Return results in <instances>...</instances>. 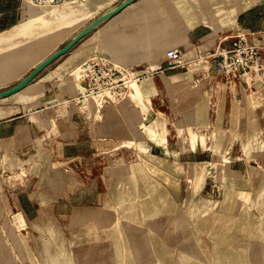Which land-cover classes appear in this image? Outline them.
Instances as JSON below:
<instances>
[{"label": "rangeland", "instance_id": "374dc122", "mask_svg": "<svg viewBox=\"0 0 264 264\" xmlns=\"http://www.w3.org/2000/svg\"><path fill=\"white\" fill-rule=\"evenodd\" d=\"M117 1L82 18L46 20L42 14L84 2L44 7L19 0L20 22L0 31V91L19 82ZM4 4L0 0V10ZM5 22L0 20V28ZM81 64L68 74L77 89L73 76ZM168 82L179 111L169 118L153 114L131 141L118 144L123 146L112 157L110 184L101 191L99 208L90 209L94 222L84 223L83 213L70 222L68 209L37 211L23 199L26 225L16 228L17 212L1 188L21 184L24 170L10 163L0 168V264H264V144L245 142L248 133L236 126L246 108L234 101L222 121L224 113H208V95L200 84L191 93L185 80ZM137 85L125 99L146 110L149 92ZM189 105L195 110L189 112ZM215 117L218 126H207ZM178 151L183 164L174 160Z\"/></svg>", "mask_w": 264, "mask_h": 264}, {"label": "crops", "instance_id": "0c3cea01", "mask_svg": "<svg viewBox=\"0 0 264 264\" xmlns=\"http://www.w3.org/2000/svg\"><path fill=\"white\" fill-rule=\"evenodd\" d=\"M4 1L0 20L6 22L0 31L21 19L19 0L12 6L6 4L11 0ZM236 32L264 44V0H131L43 68L23 89L0 97V168L4 170L10 163L24 170L21 184L1 188L9 206L21 211L25 222L23 199L37 211L68 209L70 222L82 213L86 214L84 223L94 222L90 209L99 208L101 191L110 184L112 157L123 146L117 145L130 141L153 114L169 118L179 111L168 87L171 78L185 80L191 93L200 84L208 95V113H224L222 121L234 101L238 102L246 108V115L238 116L236 122L248 133L245 142L264 144V86L250 91L226 86L203 59L216 48L228 47ZM170 49H178L187 66L168 68L165 53ZM93 55L137 67L143 75L139 83L149 92L146 110L131 99L107 102L99 109L73 102L78 89L68 74ZM144 65L159 71L146 74ZM172 71L177 72L170 74ZM145 80L148 83H143ZM188 107L189 112L195 110ZM216 121L206 124L218 126ZM189 152L194 153L192 147ZM249 152L254 156L252 148ZM181 155L178 151L174 158L179 164H183ZM87 160L94 164L87 165Z\"/></svg>", "mask_w": 264, "mask_h": 264}, {"label": "built area", "instance_id": "2783aa9c", "mask_svg": "<svg viewBox=\"0 0 264 264\" xmlns=\"http://www.w3.org/2000/svg\"><path fill=\"white\" fill-rule=\"evenodd\" d=\"M31 3L55 7L67 3H83L87 0H28ZM167 67L187 66L178 49L165 53ZM207 69L229 87L239 86L250 91L264 86V44L253 41L247 34L236 32L231 36L226 48H216L203 58ZM146 74L158 72V69L142 66ZM73 76L80 84L78 95L72 100L82 107L93 104L99 109L105 103H119L142 78L137 67L117 63L102 55H93L86 59ZM90 101V102H89Z\"/></svg>", "mask_w": 264, "mask_h": 264}, {"label": "water", "instance_id": "95a60500", "mask_svg": "<svg viewBox=\"0 0 264 264\" xmlns=\"http://www.w3.org/2000/svg\"><path fill=\"white\" fill-rule=\"evenodd\" d=\"M131 0H123L117 5H115L111 10L103 13L102 15L96 17L93 19L89 24H87L85 27H83L78 33H76L69 41H67L63 46H61L59 49L54 51L52 54L47 56L45 59H43L41 62H39L36 66L33 67V69L25 76L23 77L19 82L14 84L13 86L1 90L0 91V97H7L13 93H16L23 89L25 86H27L34 78L35 76L47 65L55 61L60 56L64 55L67 51H69L80 39H82L93 27H95L100 22L108 19L109 17L113 16L117 12H119L121 9H123L125 6L128 5V3Z\"/></svg>", "mask_w": 264, "mask_h": 264}, {"label": "bare ground", "instance_id": "6f19581e", "mask_svg": "<svg viewBox=\"0 0 264 264\" xmlns=\"http://www.w3.org/2000/svg\"><path fill=\"white\" fill-rule=\"evenodd\" d=\"M26 1V0H25ZM110 1H112V0H87V1H85L84 2V5L83 6H73V7H70V8H67V9H63V10H61V11H57V12H52V13H46V14H42L43 15V17L46 19V20H52V19H55L56 17H59V18H68L69 16H73V17H76V18H82V17H84V16H87V15H89L90 13H92L93 11H95V10H98L99 8H101V7H103L104 5H106V4H108ZM112 9V8H111ZM111 9H109V10H111ZM136 9V8H135ZM109 10H107V11H109ZM107 11H105V12H107ZM104 12V13H105ZM103 14V13H102ZM101 14V15H102ZM100 16V15H99ZM95 19V18H94ZM92 21V20H91ZM90 21V22H91ZM232 21V20H231ZM234 21H235V19H234ZM89 22V23H90ZM233 22V21H232ZM88 23V24H89ZM231 23V22H230ZM232 24V23H231ZM235 24V23H234ZM85 27V26H84ZM93 29V28H92ZM253 32V31H252ZM82 56V55H81ZM207 66V65H206ZM51 78V77H50ZM148 78V77H147ZM57 79V78H56ZM44 80V79H43ZM67 80V79H66ZM44 82V81H43ZM78 83V82H77ZM143 83H148V80H145ZM141 85V84H140ZM143 85V84H142ZM141 85V86H142ZM145 86V85H144ZM138 87V85H134V88L135 89H138L137 88ZM140 87V86H139ZM134 88H133V90H134ZM140 89V88H139ZM76 90V89H75ZM74 90V91H75ZM141 90V89H140ZM140 90H137V91H140ZM131 92V91H130ZM133 92H135V91H133ZM144 92V91H143ZM74 93V92H73ZM70 94V93H69ZM132 94L133 93H131V97H132ZM76 96V95H75ZM137 96V95H136ZM135 96H133L132 98H134ZM138 97V96H137ZM139 97H141V96H139ZM161 115V114H160ZM151 124V123H150ZM152 125V124H151ZM145 126H147V125H145ZM150 126L148 125V128H149ZM153 128V127H152ZM155 128V127H154ZM151 129V128H150ZM166 129V128H165ZM164 129V130H165ZM143 130V129H142ZM145 130V129H144ZM147 130V129H146ZM153 129H151V131H152ZM156 132H157V130H155ZM159 132H161V131H159ZM148 133H149V129H148ZM158 133V132H157ZM165 133V132H164ZM179 133V132H178ZM145 134V133H144ZM147 134V133H146ZM154 134H156V133H154ZM194 134V133H193ZM192 134V135H193ZM150 135V134H149ZM203 135V134H202ZM196 136V135H195ZM195 136H191V137H194L195 138ZM146 137V136H145ZM151 137V136H150ZM149 137V138H150ZM156 137V136H155ZM168 138V137H167ZM202 137H200V139H201ZM244 138V137H243ZM154 139V138H153ZM156 139V138H155ZM154 139V140H155ZM169 139V138H168ZM193 139V138H192ZM197 139V138H196ZM204 139V138H203ZM130 140V139H129ZM150 140V139H149ZM157 140V139H156ZM191 140V139H190ZM189 140V141H190ZM125 140H123V142H124ZM131 141V140H130ZM162 141V140H161ZM192 141V140H191ZM196 141V140H195ZM200 141H202V140H199V142ZM122 142V143H123ZM127 142V141H126ZM228 142V141H227ZM160 143V142H159ZM191 143V142H190ZM202 143V142H201ZM230 143V142H229ZM121 144V143H120ZM123 144H125V142L123 143ZM127 144V143H126ZM161 144V143H160ZM203 144V143H202ZM230 145V144H229ZM119 146V145H118ZM192 146H193V143H192ZM115 148V147H114ZM152 155V154H151ZM154 156H155V154H154ZM150 158H152V156L150 157ZM158 158H155V157H153L152 158V161L155 163V162H158L159 160H157ZM160 159V158H159ZM144 161V160H143ZM164 162V161H163ZM180 162V161H179ZM148 164V163H147ZM173 164V163H172ZM174 164H175V162H174ZM178 164V163H177ZM176 164V165H177ZM150 166V165H149ZM152 166V165H151ZM176 167V166H175ZM176 168H178V167H176ZM251 168V167H250ZM153 169V168H152ZM175 170V169H174ZM154 171H156V170H154ZM177 171V170H176ZM158 175H160V174H158ZM246 175H247V173H246ZM163 176V175H162ZM250 176V175H249ZM168 178V177H167ZM254 180V179H253ZM173 181V180H172ZM246 204V203H245ZM17 212V211H16ZM21 211H19V213H17L15 216H14V219H13V216H12V219H13V222L12 223H14L15 225H16V228L17 227H20V226H23L24 224H25V221H24V218H23V216H22V214L20 213ZM247 212V211H246ZM43 213V212H42ZM139 214V213H138ZM117 216V215H116ZM137 216V215H136ZM131 219V218H130ZM116 220H117V218H116ZM14 225V226H15ZM26 225V224H25ZM184 227V226H183ZM8 229H9V227H8ZM120 232V231H119ZM122 239V238H121ZM120 239V240H121ZM255 241V240H254ZM248 244H249V242H248ZM228 245V244H227ZM248 248H249V246H248ZM32 250V249H31ZM198 252V251H197ZM123 256H124V254H123ZM195 259V258H194ZM202 259H204V258H202ZM206 259V258H205ZM122 260H124V258L122 259ZM123 262V261H122ZM207 264V263H206Z\"/></svg>", "mask_w": 264, "mask_h": 264}]
</instances>
